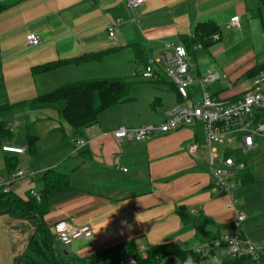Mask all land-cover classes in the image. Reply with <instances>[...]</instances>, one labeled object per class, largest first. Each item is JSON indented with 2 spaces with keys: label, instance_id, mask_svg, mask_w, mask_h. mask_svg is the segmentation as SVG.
<instances>
[{
  "label": "crops",
  "instance_id": "obj_1",
  "mask_svg": "<svg viewBox=\"0 0 264 264\" xmlns=\"http://www.w3.org/2000/svg\"><path fill=\"white\" fill-rule=\"evenodd\" d=\"M9 1L12 5L0 13V106L11 105L3 115L10 127L11 122L20 125L24 110L33 105L28 112L35 133L30 135L37 139L32 154L27 137L18 140L12 134L4 143L22 146L25 152L7 153L3 164L5 157H12L17 161L15 168L34 170L33 176L23 177L13 186H25L24 191L14 189L20 194L39 189L41 173L48 168L68 174L70 186L48 195L50 207L44 215L48 223L72 218L75 225L91 227L90 238L64 245L68 256H86L131 239L141 253L165 239L193 249L222 233L237 232L235 209L226 205L228 196L209 190V147L203 143L201 124L157 132L142 141H120L111 131L121 125L159 123L170 108L184 101L164 62L156 60L167 40L188 46L193 81L187 104L199 101H193L202 90L199 78L209 72L218 75L205 85L213 98L230 102L241 97L255 76L249 71L264 58V0H145L137 8H128L126 0ZM234 15L239 16V26L227 28ZM117 20L119 24L109 35L107 25ZM200 22H212L215 31L207 43L187 45ZM28 32H35L40 43L28 45ZM103 50L106 52L99 59L38 73L32 70L46 62ZM148 63L153 64L152 78L141 75ZM127 72H132L135 84L133 90L130 85L127 99L103 110L96 123L79 131L61 116L63 101L35 100L65 83L125 79L121 74ZM231 133L225 142L212 145L216 161L240 155L243 133ZM77 138L87 143L74 151ZM256 141L257 146L241 156L245 169L235 191L236 209L245 215L241 232L264 246V229L249 227L253 218L264 215V209L251 206L256 184L264 193V139ZM194 143L198 149L190 154ZM5 171L2 176L9 174ZM37 224L34 217L0 214V264L16 263ZM120 250L124 252L125 247Z\"/></svg>",
  "mask_w": 264,
  "mask_h": 264
},
{
  "label": "built area",
  "instance_id": "obj_2",
  "mask_svg": "<svg viewBox=\"0 0 264 264\" xmlns=\"http://www.w3.org/2000/svg\"><path fill=\"white\" fill-rule=\"evenodd\" d=\"M145 0H126L128 8H137ZM119 21L107 25L109 35H113L115 26ZM239 16H232L226 23V27H238ZM213 37H217L214 33ZM28 45L40 43V37L35 32H28L25 35ZM196 47V46H194ZM156 60H162L165 64L167 75L175 84L178 95L184 100L170 108L166 117L159 123H145L136 127L124 125L114 128L111 133L117 140L142 141L148 136L157 132H166L194 123L201 124L204 132L203 143L209 147L208 165L210 169L209 190L212 194H225L228 196V207L235 209V225L239 230L235 233H222L217 237L202 241L193 248V251L200 255L201 264H215L222 256L248 255L256 262H261L264 256V246L251 241L241 232V222L244 220V213L236 209L235 191L240 185L241 175L245 169V162L236 160L233 156H225L216 161L217 153L213 144L225 142L232 131L242 132L240 154H247L257 146L256 139H264V120H253L255 113L264 109V71H258L249 87L241 97L236 100L225 102L216 100L206 89L205 85L217 79L218 75L209 72L199 78L202 87L200 100L193 104H187L188 88L193 81L190 74V60L186 47L181 43L172 40L165 41L158 52ZM153 64L148 63L141 75L145 78L154 76ZM87 143L84 138H77L73 143V150L77 151ZM194 143L189 148L193 154L198 149ZM0 151L9 154H22L25 148L9 143L0 145ZM126 170V168H122ZM34 171L16 168L6 176L0 177V192L12 191L15 182L26 176H33ZM30 196L36 200L40 194L36 189L28 190ZM52 231L57 241L63 245L71 244L75 240L88 239L92 236V229L88 224L75 225L72 218L56 221ZM142 252L143 250H139ZM134 262L132 254H125L118 264H131Z\"/></svg>",
  "mask_w": 264,
  "mask_h": 264
},
{
  "label": "trees",
  "instance_id": "obj_3",
  "mask_svg": "<svg viewBox=\"0 0 264 264\" xmlns=\"http://www.w3.org/2000/svg\"><path fill=\"white\" fill-rule=\"evenodd\" d=\"M11 5L12 1L0 0V13ZM215 29L212 22L198 23L195 27L194 37L187 45L197 42L207 43ZM134 49L137 50L139 47L136 46ZM105 52L106 50H103L78 57L50 61L33 66L32 70L34 73H38L68 63L95 60L101 58ZM260 70L264 71V58L249 73L254 75ZM130 85L131 82L121 78L77 80L38 95L35 100L46 103L63 101L64 107L61 109V116L74 130L79 131L82 127L96 123L99 113L103 110L126 100ZM10 107L11 105L0 106V145L12 136L8 122L3 119L4 113ZM263 116L264 109H261L255 113L253 120L262 119ZM36 139L37 137L34 135H27V147L30 153L36 150ZM241 156L243 154L235 156L236 160H243ZM4 165L7 171L11 172L16 169L17 161L12 157H5ZM39 180L41 181V186L38 189L39 200L30 196L28 192L25 194H18L15 191L0 192V214L13 213L19 217H34L38 221L26 248L15 264H118L125 254L134 256V262L131 264H160L166 256L170 257L164 264H201L198 253L193 249L182 248L178 242L172 239L150 244L144 253L137 249L134 240L131 239L94 251L86 256L69 257L67 248L57 241L52 231L55 222L48 223L44 219V215L50 207L48 195L70 186L69 176L57 167H51L41 173ZM180 213L183 211L180 210ZM121 246L125 247L124 252L120 250ZM215 264H264V256L259 263L248 255L222 256Z\"/></svg>",
  "mask_w": 264,
  "mask_h": 264
},
{
  "label": "rangeland",
  "instance_id": "obj_4",
  "mask_svg": "<svg viewBox=\"0 0 264 264\" xmlns=\"http://www.w3.org/2000/svg\"><path fill=\"white\" fill-rule=\"evenodd\" d=\"M131 74H132V72H127L126 74H121V75H125V76H123V78H125V79H128L129 81H131L132 83H131V89L133 90V89H135V84H134V80H132V77H131ZM130 89V88H129ZM132 90H130V92H132ZM200 97H201V92H200V94H197V96L195 95V100H193L194 102H196V101H198V100H200ZM31 106L33 107V105H31V104H29L28 105V108H26L25 110H24V113H25V111H26V113H25V115L23 116V118H24V120L22 121V123H20V125H17V126H12V122H11V126H10V128H11V130H12V134L13 135H15L17 138H18V140H23L25 137H27V135L28 134H33V133H35V124H33V122H30L29 121V119H30V113L28 112V110L30 111V108H31ZM155 107H156V105H154ZM22 118V119H23ZM14 127V128H13ZM232 134V133H231ZM234 135L236 134V133H233ZM237 135V134H236ZM236 143V142H235ZM262 145V144H261ZM225 147L227 146V145H224ZM227 148V147H226ZM44 149V147H41V148H39V154L40 153H42V154H40L39 156H43V154H44V151L42 152V150ZM37 151H38V149H37ZM225 151H226V149H225ZM36 152V150L32 153V154H34ZM7 153H3V152H1L0 151V177H3L2 175L4 174V173H6V169H5V166H4V164H3V156H5ZM32 171H34V170H32ZM10 173V172H9ZM37 175H38V173H37ZM36 175V176H37ZM39 176V175H38ZM38 178V177H37ZM22 180V179H21ZM21 180H19V181H21ZM19 181H17V182H15L14 183V187H16V185L19 183ZM41 185V184H40ZM256 186H257V188L259 189V190H257V188L255 187V192H254V194H253V196H254V200H253V202H251V206L253 205V207L256 209V210H259V209H264V193H262V190H261V185H257L256 184ZM12 188L13 190L12 191H14V189H16V191L19 189H21L22 191H24V189H25V186H22V187H19V188ZM33 189H35V188H33ZM257 190V191H256ZM21 191V192H22ZM37 191H38V189H37ZM28 192V191H27ZM18 193V192H17ZM26 193V191L23 193V194H25ZM18 194H20V193H18ZM242 203V202H241ZM240 203V201H239V204H241ZM253 221H255V222H250L249 223V227L251 228V229H257V230H259V228H262V229H264V215L262 216V215H258L257 217H255V218H253ZM241 229L244 231V221L242 222V224H241Z\"/></svg>",
  "mask_w": 264,
  "mask_h": 264
},
{
  "label": "water",
  "instance_id": "obj_5",
  "mask_svg": "<svg viewBox=\"0 0 264 264\" xmlns=\"http://www.w3.org/2000/svg\"><path fill=\"white\" fill-rule=\"evenodd\" d=\"M54 242V241H53ZM170 256H166L161 262H160V264H164L167 260H168V258H169Z\"/></svg>",
  "mask_w": 264,
  "mask_h": 264
}]
</instances>
